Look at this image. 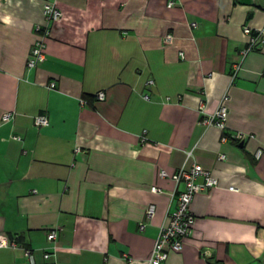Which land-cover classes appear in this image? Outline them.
Returning a JSON list of instances; mask_svg holds the SVG:
<instances>
[{
    "label": "crops",
    "instance_id": "crops-1",
    "mask_svg": "<svg viewBox=\"0 0 264 264\" xmlns=\"http://www.w3.org/2000/svg\"><path fill=\"white\" fill-rule=\"evenodd\" d=\"M48 1L0 0V239L17 246L0 264H30L27 249L35 264L49 250L53 264H148L184 189L171 177L195 164L218 187L194 197L192 233L163 264H264V42L241 55L244 28L264 41V0H56L62 21L28 69ZM224 98L225 131L204 124Z\"/></svg>",
    "mask_w": 264,
    "mask_h": 264
},
{
    "label": "built area",
    "instance_id": "built-area-1",
    "mask_svg": "<svg viewBox=\"0 0 264 264\" xmlns=\"http://www.w3.org/2000/svg\"><path fill=\"white\" fill-rule=\"evenodd\" d=\"M174 6V2H170L168 7ZM44 17L46 24L43 27H37L36 30L39 33V37L34 44L31 51L30 58L27 63L28 69H34L40 66L45 61V50L47 47V42L53 38L54 29L62 21L63 14L57 6L56 0L48 1L44 6ZM245 35L250 37L249 44L245 50L242 51L241 55L244 58L248 53L257 49L263 44V33L261 31H253L251 28H244ZM168 41H172L171 36H167ZM183 57V56H182ZM240 66L236 65L234 67V76L239 70ZM152 85V82H149ZM148 85V86H149ZM51 90L56 88V85L52 83L49 87ZM97 100L103 102L105 100V94L103 92L97 94ZM147 98V96H145ZM227 98H224L216 113L210 116L208 119L204 120L205 125H215L221 130H226L227 128V117L228 110L225 105ZM85 105V102H81ZM13 113L4 114L2 120L3 122H9L13 118ZM37 127H47L49 121L47 116L40 115L34 120ZM14 140H20L19 137H13ZM238 141L244 140L245 137L241 134L235 136ZM225 142L226 139L224 138ZM264 154V147L260 148L255 153V158L260 160ZM224 156H220V160H224ZM161 177H166L165 172H161ZM172 180L176 185L181 183L184 184V189L176 194L177 197V208L174 212L168 214V223L166 226L162 227L156 240L148 264H163L171 251L180 252L183 249L185 240L191 235L192 230L195 226L196 219L191 211V204L194 197L197 194L205 193L209 190H213L218 187V181L212 177L209 172L205 171L200 165H193L191 169L185 170L181 169L172 177ZM160 190L158 188H153V193H158ZM155 214V207L153 205L149 206L146 211L147 221L151 220ZM144 225H141V229ZM58 234L56 230H52L47 234V241L53 245V250H55L56 240ZM16 244L9 242L6 239H0V249L5 248H16ZM25 256L30 264H35L31 250H25ZM54 256L53 251H45L43 253L45 264H53L49 261Z\"/></svg>",
    "mask_w": 264,
    "mask_h": 264
},
{
    "label": "clouds",
    "instance_id": "clouds-1",
    "mask_svg": "<svg viewBox=\"0 0 264 264\" xmlns=\"http://www.w3.org/2000/svg\"><path fill=\"white\" fill-rule=\"evenodd\" d=\"M4 20H5V23H9L10 22V18L5 17Z\"/></svg>",
    "mask_w": 264,
    "mask_h": 264
}]
</instances>
